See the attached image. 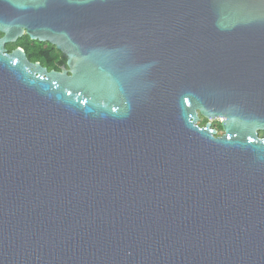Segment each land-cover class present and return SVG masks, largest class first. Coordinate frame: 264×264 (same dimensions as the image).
I'll return each mask as SVG.
<instances>
[{
    "label": "water",
    "instance_id": "water-1",
    "mask_svg": "<svg viewBox=\"0 0 264 264\" xmlns=\"http://www.w3.org/2000/svg\"><path fill=\"white\" fill-rule=\"evenodd\" d=\"M0 35V264H264V0H0Z\"/></svg>",
    "mask_w": 264,
    "mask_h": 264
},
{
    "label": "trees",
    "instance_id": "trees-1",
    "mask_svg": "<svg viewBox=\"0 0 264 264\" xmlns=\"http://www.w3.org/2000/svg\"><path fill=\"white\" fill-rule=\"evenodd\" d=\"M5 48L7 52L15 48H21L25 52L28 61L38 62L47 71H59L60 67L65 65V58L54 46L47 42L30 40L26 35H23L15 43L6 44ZM218 128L220 129V126Z\"/></svg>",
    "mask_w": 264,
    "mask_h": 264
},
{
    "label": "flooded vegetation",
    "instance_id": "flooded-vegetation-1",
    "mask_svg": "<svg viewBox=\"0 0 264 264\" xmlns=\"http://www.w3.org/2000/svg\"><path fill=\"white\" fill-rule=\"evenodd\" d=\"M207 123H210L209 128L216 132L215 136H221L222 135L220 120L208 121L198 114V121L196 123V126H198L199 128H203ZM219 126H220V129L218 128ZM257 134H258L259 138L264 139V131H259V132H257Z\"/></svg>",
    "mask_w": 264,
    "mask_h": 264
}]
</instances>
